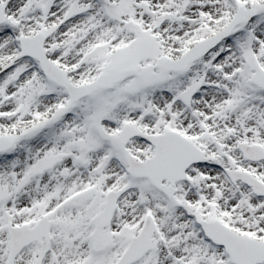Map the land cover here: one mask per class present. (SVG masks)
<instances>
[{
    "label": "snow or ice",
    "instance_id": "snow-or-ice-1",
    "mask_svg": "<svg viewBox=\"0 0 264 264\" xmlns=\"http://www.w3.org/2000/svg\"><path fill=\"white\" fill-rule=\"evenodd\" d=\"M0 264H264V0H0Z\"/></svg>",
    "mask_w": 264,
    "mask_h": 264
}]
</instances>
